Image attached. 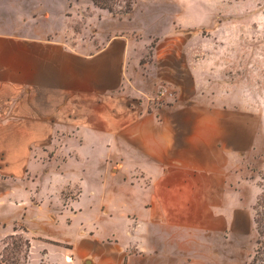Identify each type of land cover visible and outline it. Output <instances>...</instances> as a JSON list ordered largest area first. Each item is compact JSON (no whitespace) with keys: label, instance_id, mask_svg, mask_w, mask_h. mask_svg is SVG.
Here are the masks:
<instances>
[{"label":"crops","instance_id":"obj_1","mask_svg":"<svg viewBox=\"0 0 264 264\" xmlns=\"http://www.w3.org/2000/svg\"><path fill=\"white\" fill-rule=\"evenodd\" d=\"M71 9L0 0V247L22 233L24 264H251L253 90L188 27L152 46L113 18L80 38Z\"/></svg>","mask_w":264,"mask_h":264},{"label":"rangeland","instance_id":"obj_2","mask_svg":"<svg viewBox=\"0 0 264 264\" xmlns=\"http://www.w3.org/2000/svg\"><path fill=\"white\" fill-rule=\"evenodd\" d=\"M102 2L108 8H102L92 0H71L72 9L68 11L71 34L79 35L80 38H92L96 36L94 30L102 28L104 20L106 22L113 18L122 20L134 17L141 26L149 28L152 46H155L161 38L170 36L173 30L178 31L182 26L188 27V30L199 32V38L201 42L206 43L208 53L215 55L217 61L228 65L227 69L232 70L238 77L240 86L253 90L249 98L254 102L256 116L260 118L263 115L264 118V0H102ZM152 56L153 48L150 49L145 61L152 60ZM254 169L252 177L258 178L263 191L264 168ZM257 201L258 199L254 205V219ZM114 208L118 213L117 203ZM84 214L86 218L88 211ZM90 214V219L96 220L101 230L109 228L108 220L102 214L98 216L99 208H94V215ZM116 217L119 219L120 215ZM256 238L257 229L254 222L253 234L248 239L249 247L251 243L255 246ZM24 242L25 239L19 234L7 237L0 247V264H24L27 249ZM249 260H252V257Z\"/></svg>","mask_w":264,"mask_h":264},{"label":"trees","instance_id":"obj_3","mask_svg":"<svg viewBox=\"0 0 264 264\" xmlns=\"http://www.w3.org/2000/svg\"><path fill=\"white\" fill-rule=\"evenodd\" d=\"M92 1L96 5L102 8H108L107 6H105L102 0H92ZM256 210H257V213L255 217V225L257 229V238L255 240V246H254V251L252 254L251 264H264V189L258 198ZM19 235L23 239H25L24 244H26V247H27L25 259H27L29 248H30V240L22 236V234H19Z\"/></svg>","mask_w":264,"mask_h":264}]
</instances>
